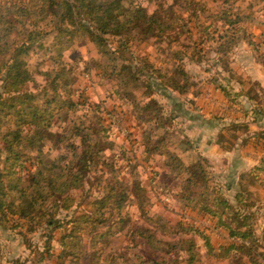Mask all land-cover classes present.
Wrapping results in <instances>:
<instances>
[{"label":"trees","instance_id":"1","mask_svg":"<svg viewBox=\"0 0 264 264\" xmlns=\"http://www.w3.org/2000/svg\"><path fill=\"white\" fill-rule=\"evenodd\" d=\"M169 1L0 0V227L20 236L30 255L8 259L0 250V264H264V213L259 211L262 206L252 201L254 193L246 183V179H255L261 167L240 175L239 188L232 198L214 195L215 188L209 189L202 163L192 159L184 162L180 153L169 148L170 130L166 129L169 126L163 106L153 97L144 102L146 94L155 92L152 84L156 78L165 80L171 72L178 83V78H186L181 62L192 57L171 50L179 42L172 34L177 28L183 30L197 19L206 32L202 42L211 43L219 54L216 60L227 63L225 56L239 43L241 32H246L240 23L251 13L240 12L236 8L238 0H216V11L201 0ZM152 2L155 9L150 11L147 4ZM175 6L179 8L175 10ZM188 12L185 18L183 13ZM200 13L205 15L203 19ZM207 19L212 24L222 21L229 27L217 34L218 27L210 30ZM192 33L189 27L187 34ZM51 35L57 41L80 35L108 58L112 70L106 74L116 80L122 98L133 105L139 117H148V128L142 129L144 152L172 159L166 165L182 177L177 193L180 200L185 206L200 203L215 219V228L226 232L225 244L214 245L211 237L193 224L179 221L171 225L161 215H148L146 187L141 179L126 180L121 174L119 154L105 155L117 145L103 117L98 112L94 116L82 113L81 96L76 99L70 89L65 88V95L61 93L62 86H68L63 78L68 73L67 64L55 55L50 58L59 65L44 72L46 100H38L30 90V83L39 86L30 57L37 50L49 49L47 40ZM152 39L158 46L168 44L172 61L177 63L171 70L163 71L151 56L140 58L131 48ZM58 56L61 58L62 53ZM155 83L161 86L163 82ZM170 83L174 84H166ZM137 89H143L138 97ZM48 143L58 149L54 157L45 155ZM31 152H37V162L21 175L25 162L33 158ZM125 157L123 160L130 164L132 158L123 150ZM92 175L97 177V187L105 192L95 199L86 189ZM196 188L201 191L197 193ZM204 195H210L212 201ZM134 199L152 227L133 224L124 228L131 220L128 207ZM120 228L131 245L129 254L106 249ZM33 234L37 237H30ZM197 235L204 238V253L197 245ZM55 242L60 248L58 253ZM136 246L147 247L152 254H133Z\"/></svg>","mask_w":264,"mask_h":264},{"label":"rangeland","instance_id":"2","mask_svg":"<svg viewBox=\"0 0 264 264\" xmlns=\"http://www.w3.org/2000/svg\"><path fill=\"white\" fill-rule=\"evenodd\" d=\"M201 1L209 9L217 10L216 0ZM147 6L150 11L155 9L153 2ZM177 8L179 7L175 6V10ZM236 8L240 12L251 14L240 23L246 32H241L239 43L225 56L227 63L216 60L219 54L211 43V48H208L209 45L202 42L206 32L202 31L203 26L199 21L194 19L183 27V30L177 28V31L172 33L178 37L179 42L174 44L171 50L177 51L181 56L188 54L192 57H185L181 62L186 78H178V83L177 76L174 78L171 72V75L166 74L165 80L161 79L165 84L171 81L175 85L180 84V87L171 83L158 86L155 82L161 80L156 78L152 84L155 92L148 91L152 94H146L144 102L153 97L163 106L162 111L167 117L166 125L169 126L166 129L170 130L167 134L169 148L180 153L184 162L190 163L192 159L202 163L208 175L209 189L215 188L214 195L221 193L232 198L239 188L240 175L253 167H261L255 179H246V183L254 193L252 201H255V206H262L259 211L264 213V0H238ZM188 14L189 12L183 13V16L187 18ZM204 16L199 14L200 19ZM206 25L211 27L210 30L218 27L217 34L229 27L224 26L222 21L212 24L211 19L206 20ZM189 27L193 31L192 34H187ZM56 41L51 35L47 40V45H51L49 49L37 50L30 57V67L34 70L35 80L39 84L36 86L35 82L30 83V90L38 96V100L45 99L43 87L47 76L44 72H50L53 67L59 65L50 58L55 55L67 64L65 67L68 73L63 78L68 81V86H62L61 93L65 95V90L70 89L76 99L81 96L79 99L82 102V113L94 116L98 112L103 117L117 145L113 151L106 150L105 155L119 154L121 174L126 180L134 181L138 177L141 179L146 187L148 215H161L163 221H169L171 225L179 221L186 225L193 224L201 233L210 236L214 245L225 244L228 241L226 232L215 228V219L201 208L200 203L185 206L180 200L178 194L181 191L179 185L182 177L177 175V170H170L166 165L167 161L171 162L172 159L164 154L144 152L142 129L148 128V117H139L133 105L122 98L116 80L106 74V71L112 70L108 58L99 52L94 43L80 35L71 40L61 38V41ZM167 45L163 43L158 46L156 40L152 39L134 44L131 48L137 50L140 58L144 55L151 56L152 62L164 71L177 65L172 61L173 55L168 52ZM161 47L163 51L160 50ZM58 53H62L61 58ZM172 77L176 81L172 80ZM142 91L143 89H137L136 97L142 95ZM50 94L51 92L48 95ZM162 131L163 129L160 130ZM183 146L187 148L186 151H183ZM44 149L48 157H54L58 153V149L53 148L51 143ZM123 150L132 158L130 164L123 160L126 159L122 158ZM31 154L33 158L25 162L20 171L21 175H25L31 164L34 166L37 162V152ZM133 173H136V176L132 177ZM96 178L92 175L86 187L93 193L91 199L105 193L97 187ZM196 191L199 193L201 188H196ZM203 198L212 201L210 195ZM128 210L131 220L124 224V228L133 224L153 226L149 219L141 215L136 199L132 200ZM124 233L121 228L118 230L117 236L106 245L107 251L130 253L128 246L131 245L126 241ZM30 237L35 238L37 235ZM196 241L200 251L204 253V238L197 235ZM54 244L56 252H60L58 243ZM0 250L8 259H26L30 256L20 236H15L1 227ZM131 252L152 254L143 246H136ZM202 258L206 260L205 255Z\"/></svg>","mask_w":264,"mask_h":264}]
</instances>
